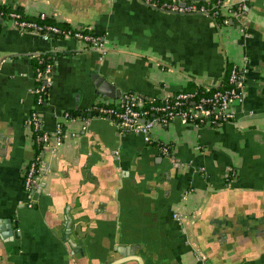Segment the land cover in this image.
<instances>
[{"label":"crops","instance_id":"obj_1","mask_svg":"<svg viewBox=\"0 0 264 264\" xmlns=\"http://www.w3.org/2000/svg\"><path fill=\"white\" fill-rule=\"evenodd\" d=\"M0 5L31 18L44 12L105 39L99 51L0 24V264L134 256L142 264H264V117H257L264 114V0H246L245 35L235 19L218 30L206 14L139 0ZM227 52L246 69L236 122H172L133 134L80 112L111 99L98 93L96 74L121 94L158 101L191 84L217 85L230 66ZM42 53L52 56L53 76L36 110L44 131L63 122L64 139L53 155L45 150L48 171L27 207L20 170L34 151L24 119L33 107L34 56ZM67 111L77 114L66 120ZM160 143L171 145L170 157Z\"/></svg>","mask_w":264,"mask_h":264},{"label":"built area","instance_id":"obj_2","mask_svg":"<svg viewBox=\"0 0 264 264\" xmlns=\"http://www.w3.org/2000/svg\"><path fill=\"white\" fill-rule=\"evenodd\" d=\"M150 8L159 9L164 12L176 14H192L207 12L211 17L212 24L222 30L224 27H232L230 18L239 24L240 32L245 35L244 24L238 19L247 11L246 0H235L227 5L225 0H217L208 5H197V0L185 2L184 0H139ZM236 4L235 9H231ZM227 10V12H225ZM223 16L218 23L217 18ZM44 12L35 18L27 17L24 12L14 10L0 5V21L10 24L21 33H32L48 40L56 36L72 38L78 41L83 48L103 51L105 39L103 35L89 32L83 27L68 23L66 28H60L55 24L39 23L38 20L46 19ZM56 35V36H53ZM227 60H231L227 70L228 88H214L217 85H206L203 94L197 91L179 90L173 94L163 96L160 103L144 107L142 95L129 91L120 94L118 98L102 100L101 104H93L88 111L94 118L107 119L113 122L122 132L133 134H148L156 126L169 125L172 122L181 124H193L195 126L216 127L223 123L236 122L237 107H239L245 96V73L243 64H239L226 53ZM42 61L40 60L39 63ZM228 62V61H227ZM51 63L34 69L35 84L31 88L33 95V107L24 119V127L27 131L29 142L33 147V157L21 166L20 180L26 192L27 207L33 205V185L39 189L40 182L48 171V163L44 159L47 150L53 155L57 146L63 141V122L57 120L55 130L52 133L43 130L42 119L36 110L41 105L44 96L48 94L52 82ZM226 73V72H225ZM221 81V80H220ZM63 118L69 119V114L64 112ZM36 131L40 134L32 137ZM70 133V136H74ZM44 143L43 148L41 144ZM34 144L36 147H34ZM39 151H37V149ZM161 154L170 157L171 145L160 143ZM179 219V215H175Z\"/></svg>","mask_w":264,"mask_h":264},{"label":"trees","instance_id":"obj_3","mask_svg":"<svg viewBox=\"0 0 264 264\" xmlns=\"http://www.w3.org/2000/svg\"><path fill=\"white\" fill-rule=\"evenodd\" d=\"M161 1H162V0H161ZM189 1H191V0H187V1H185V2H189ZM216 1H217V0H197L196 3H197V5H208V6H210L212 3L216 2ZM235 7H236V4L233 5V6L231 7V9H235ZM208 16H209V15H208ZM222 18H223V16H219V17L217 18V22L219 23V22L221 21ZM37 21H39V23H50V24H55V25L59 26L60 28H66V27L68 26L67 23H64V22H57V21H55V20H54L53 18H51V17H50V18L47 17L46 19H43V20H38V19H37ZM88 31L91 32V33H93V32L90 31V30H88ZM53 36H56V35H53ZM56 37H58V38H63V37H61V36H56ZM53 38H55V37H53ZM51 59H52V56H51L50 54H48V53H42V54L35 55V56H34V69L37 68V67H42V66H44L45 64H48V63H51V65H53ZM40 60L42 61L41 63H39ZM228 66H229V65H228ZM229 67H230V66H229ZM228 69H229V68H228ZM52 74H53V66H52ZM191 85H192V86H190L189 88L184 89V91H197L198 94H203V93H201V92H203V91H204V88L207 87L205 84H191ZM228 87H230V85L227 83V71H226L225 75L222 77V79H221V81L219 82L218 86L213 87L212 89H214V88L223 89V88H228ZM47 96H48V94L45 95V96L43 97L44 100H43V102H42L41 105H44V104L46 103ZM142 99H143V105H144V107H148L149 105L160 103V100H158V101H148V100H146L143 96H142ZM96 103L101 104V103H102V100H99V101H97ZM80 112L82 113V116H84V117H86V115H87L88 113H90L88 110H86V111L84 110V111H80ZM67 113L69 114V118H70V117L75 116V114H77V111H74V112H72V111H67ZM40 133H41V131H36V132H34V134H32V137H33V136L35 137V135L40 134ZM43 146H44V143L41 144V147H42V148H43ZM34 147H36L35 144H34ZM39 149H40V148H38L37 151H39Z\"/></svg>","mask_w":264,"mask_h":264},{"label":"water","instance_id":"obj_4","mask_svg":"<svg viewBox=\"0 0 264 264\" xmlns=\"http://www.w3.org/2000/svg\"><path fill=\"white\" fill-rule=\"evenodd\" d=\"M156 10H159V9H156ZM198 13L208 15L207 12H198ZM238 19L243 24H246V22H245L246 17L244 15H242ZM1 23H2V21H0V24ZM232 23H233V21L231 19L230 20V24H232ZM93 81H94V84L96 86V89H97L98 93H100L102 96H105V97H108V98H111V99H115V98H118L120 96V94H121L120 91L118 89H116L115 85H112L105 77L96 74V75L93 76ZM205 83L211 84V81H209V80L207 81L206 80ZM88 117L91 118L92 115L89 113ZM257 117H264V114L259 115ZM250 118H253V117H250ZM105 120H107V119H105ZM107 121L111 122L110 120H107ZM111 123H113V122H111ZM115 127H116V125H115ZM46 154H48L47 156L49 157V152L46 153ZM44 157H45V155H44ZM45 159H48V158H45ZM34 193H36V194L39 193V189L36 187V185H33V194ZM132 260L137 261L138 264H142V262L138 258H136L135 256L134 257L120 258V259H117V260H115L114 262H112L110 264H123V263H126L127 261H132ZM206 264H209V263L207 262Z\"/></svg>","mask_w":264,"mask_h":264}]
</instances>
